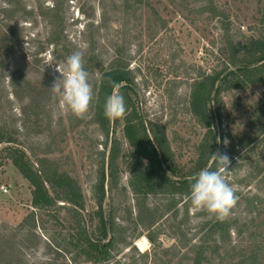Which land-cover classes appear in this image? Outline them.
<instances>
[{
    "label": "rangeland",
    "instance_id": "1",
    "mask_svg": "<svg viewBox=\"0 0 264 264\" xmlns=\"http://www.w3.org/2000/svg\"><path fill=\"white\" fill-rule=\"evenodd\" d=\"M173 1L175 5L170 0H150L167 27L160 35H148L144 9L138 19L130 11L126 23L124 0H0V140H4L0 144V264H96L86 242L87 238L94 242L98 235L94 174L102 159L108 163L115 141L122 153L130 145L124 132L129 112L117 128L111 122L108 130L102 129L94 112L101 74L86 66L90 57L106 70L128 72L131 82L122 83L113 93L123 95L126 108L130 100L146 123L165 126L174 162L182 170L170 180L181 179L194 166L206 130L187 110L193 79L218 67L227 36L243 44L264 37V0ZM130 2L134 7V0ZM213 7L216 15L210 10ZM75 51L83 52L96 89L83 118L61 109L58 95L51 90L59 78L57 65L62 66ZM123 86L128 88L125 93L120 91ZM26 89L41 100L43 110L38 116L29 113L36 98ZM216 136L220 142L215 152L231 159L225 179L239 198L233 215L225 220L228 244L250 254L249 240L264 245V227L258 228L259 233L253 223L264 220L263 85L223 95ZM9 138L12 143L6 142ZM7 148L23 151L35 169H40L37 159L58 162L60 173L79 184L83 208L62 201L54 202L48 211L33 208L32 185L14 165V155L2 152ZM129 163L119 160V182L112 193L106 180L105 218L112 203L117 210L115 233L109 234L107 242L113 236L115 247L110 259L102 258L98 264H196L201 259L194 248L209 233L205 225L215 217L194 208L190 197L171 195L167 189L140 202L152 212L171 199L177 207L152 228L146 226L147 216L145 224L135 227L139 201L130 189ZM213 164L211 160L209 166ZM127 212L132 213V222L122 220ZM158 230L161 235L154 248L147 235ZM143 238L148 242L146 251L137 247ZM212 241L201 264H222Z\"/></svg>",
    "mask_w": 264,
    "mask_h": 264
},
{
    "label": "trees",
    "instance_id": "2",
    "mask_svg": "<svg viewBox=\"0 0 264 264\" xmlns=\"http://www.w3.org/2000/svg\"><path fill=\"white\" fill-rule=\"evenodd\" d=\"M130 1L124 0L125 12L123 18L126 23L131 19L130 15H128L130 11H133V17L138 19V12L144 9V13L147 16L144 21L147 34L160 35V32L167 27V21L160 17L150 0H134V7ZM170 1L175 5V1ZM206 1L203 0L202 2ZM208 3L212 5V2ZM207 7L210 8L209 6ZM210 10L216 15V8L213 7ZM142 14L141 12V16L144 15ZM224 43H226L224 44L226 47L220 49L221 58L217 60L218 67H214L208 72L201 71L193 79L191 85L190 106L187 110L192 113L197 123L206 130V135L198 147V155L194 166L189 173H182L185 177L183 175L181 179L174 182L170 180V176L178 177L182 170L178 169L174 162V156L166 137L165 126L153 121L146 123L138 115L139 111L134 104L129 103L130 100L127 103L126 112H129V114L125 117L124 132L129 141L130 149L122 153L119 144L115 141L111 148L108 163L106 164L105 160L102 159L94 174L93 191L96 202L99 205V211L97 212V218L99 219L98 235L94 242L89 238L86 239L95 254L94 263L98 264L102 258L109 260V256L115 247L114 237L112 236L108 242L107 238L109 234L115 233L117 210H115V205L112 203L108 214L109 217L105 218L103 206L107 194L105 191L106 180L108 179V191L110 193L116 190L118 186L120 176L119 160L122 158L124 161L130 160L131 179L129 185L139 201L136 218L133 220L132 213L127 212L126 218H122V220L128 223L133 220L135 227H137L145 224L143 220L147 216L146 220L148 222L146 226L152 228L158 220L172 212L177 207V203L174 199H171L163 209L157 208L152 212L144 209L140 201L149 195L166 192L167 189H169L167 192H171V195L179 194L190 197L189 177L198 173L202 168L209 166L210 155L215 153L217 147L216 122L221 118L223 95L233 90L245 91L258 85L264 86V37L243 44L235 43L231 37L227 36ZM86 66L98 70L101 74L97 94L96 89L93 91L97 96L95 107H93L98 118L100 117L102 129L108 130V125L111 122L117 128L121 118L114 121L107 119L104 115V104L106 98L113 94L116 87L122 83L131 82L129 73L118 69L106 70L103 65H100L98 59L94 57L88 59ZM127 90L128 88L124 86L120 88L122 93ZM26 92L34 99L36 98L35 107L29 113L36 112L35 114L38 116L39 111L43 110L41 100L34 92H30V89H26ZM2 141L4 140H0V144ZM6 142L12 143L13 141L9 138ZM2 152H11V155H14V165L32 185L33 208L48 211L55 206L54 202L58 201L83 208L82 191L79 184L66 174L60 173L58 162L37 159L40 169H35L23 151L7 148ZM145 161L148 163L146 167L144 165ZM215 166L214 163L211 168L215 170ZM174 213L173 217L176 218L177 213ZM253 223L257 225V229L264 227V220L256 221L254 219ZM226 225L225 220L219 221L216 218L205 225L209 233L200 241V245L194 248L198 258L201 259L197 260L196 264H201L203 262L202 258L211 249L210 239H213L212 242L216 247L218 259H220L222 264H258L259 260H264V245L258 244L257 239L248 241L252 245L250 254H247L242 249L240 251L237 250V247H229L228 241L230 240L227 236ZM237 228L238 232H240L239 234H242L241 227ZM257 232L260 233V229ZM160 235L161 231L159 230L156 232L152 231L147 235V239L154 248L158 245ZM127 245L129 246L128 243ZM243 246L241 245L242 248ZM228 248H230V251H228ZM220 252L221 254H219ZM8 264L12 263L9 262Z\"/></svg>",
    "mask_w": 264,
    "mask_h": 264
},
{
    "label": "clouds",
    "instance_id": "3",
    "mask_svg": "<svg viewBox=\"0 0 264 264\" xmlns=\"http://www.w3.org/2000/svg\"><path fill=\"white\" fill-rule=\"evenodd\" d=\"M55 70L59 73V78L54 81L51 90L58 95L61 109L77 118H83L88 113L94 96L89 73L84 67L83 52H73ZM125 112L126 104L122 94L113 93L106 98L104 115L107 119L114 121L122 118ZM223 143L227 146L229 141L225 139ZM210 159L216 165L215 170L206 166L189 177L191 205L206 211L210 217L224 221L233 215L239 199L235 188L225 179L230 172L231 159L226 153L219 151L212 153Z\"/></svg>",
    "mask_w": 264,
    "mask_h": 264
},
{
    "label": "bare ground",
    "instance_id": "4",
    "mask_svg": "<svg viewBox=\"0 0 264 264\" xmlns=\"http://www.w3.org/2000/svg\"><path fill=\"white\" fill-rule=\"evenodd\" d=\"M137 247L141 250V251H146L148 248V242L146 239H141L137 242Z\"/></svg>",
    "mask_w": 264,
    "mask_h": 264
}]
</instances>
